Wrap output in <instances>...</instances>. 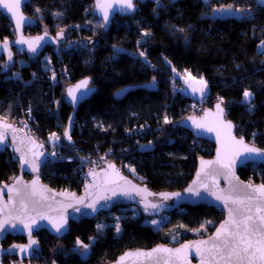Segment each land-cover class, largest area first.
I'll list each match as a JSON object with an SVG mask.
<instances>
[{"label": "trees", "instance_id": "16d2710c", "mask_svg": "<svg viewBox=\"0 0 264 264\" xmlns=\"http://www.w3.org/2000/svg\"><path fill=\"white\" fill-rule=\"evenodd\" d=\"M93 5L94 0H30L22 11L36 24L25 29V35L62 32L63 43L46 47L34 59L16 54V59L28 63L9 66L0 78V117L11 123L30 109V127L37 140L46 142L55 133L62 151L73 158L71 163H45L40 172L45 185L80 194L78 159L106 156L123 174L155 193L183 191L198 160L212 158L215 147L179 127L188 118L185 109L192 100L175 89L179 80L175 73L203 77L209 88L206 108L222 101L236 136L264 148V54L257 51L264 40V9L255 0L208 4L180 0L175 5L170 0L145 1L133 15L116 17L107 31L91 14ZM227 9L243 14L237 17ZM13 38L10 22L0 14V43ZM44 56L52 73L44 70ZM85 78L96 91L79 106L73 144L68 145L63 133L72 108L64 101L65 89ZM152 83L153 90L136 89L122 100L114 98L123 88ZM245 90L252 94L248 101ZM18 175L17 157L6 148L0 153V186ZM237 175L249 184H264V165L250 164ZM165 216L155 228L146 223L150 217L122 205L70 223L62 238L40 231L34 235L40 250L31 263L109 264L126 251L206 238L224 217L205 205L185 206ZM77 240L90 246L87 257L75 249ZM21 242L20 237L8 236L2 246ZM2 263L10 262L3 256Z\"/></svg>", "mask_w": 264, "mask_h": 264}, {"label": "snow or ice", "instance_id": "6c2138e0", "mask_svg": "<svg viewBox=\"0 0 264 264\" xmlns=\"http://www.w3.org/2000/svg\"><path fill=\"white\" fill-rule=\"evenodd\" d=\"M24 2H26V0H0V6L11 14L12 18L15 19L18 28L20 27L21 22L24 21V16L21 11V6ZM113 3L119 6V8L115 10L122 11L123 9H134L133 0H113V2H102V0H97L96 7L100 8L103 12L105 21H107L109 16L108 10L113 9ZM258 4L259 7L264 9V0H258ZM230 7L231 6H229V8ZM39 11L40 10L37 9V12ZM217 11L219 12L223 10L218 9ZM237 11L240 10L237 9ZM54 15L59 16L62 15V13H55ZM241 18L244 17L242 16ZM181 31L183 30L181 29ZM58 36H62V32L58 33ZM43 39L44 37L38 36L33 43L21 38L16 41V43H27L29 51L36 52L37 47L39 46V41ZM8 46V41L5 40L3 48L7 49ZM261 53L264 54V42L261 44ZM140 55L143 56L144 53L141 52ZM9 59H11V53H9ZM173 71H175V69H173ZM188 75L190 79H195L194 77H190V74ZM88 83V80H83L74 88L68 89V95L72 98L74 103L78 99L76 95L77 91L80 89H86ZM198 83L201 87L196 88L192 87V85H189V87H192L194 93L198 91L203 95L207 84L203 79H200ZM251 95L252 94L249 91L245 90L243 93L245 101L250 100ZM216 109L217 117H222L224 109L221 107V104H217ZM191 119L192 124L198 129L205 128L210 132L217 131V140L221 143V148L217 150L216 160H201L200 170L196 174L197 179L193 181V186L199 185V187H203L209 195L222 202L224 207L228 209V219L220 224V226L216 228L215 233L208 239L183 243L180 247L176 248H168L161 245L147 252H127L120 257L119 264H125L126 259L132 257L136 258L139 264H191L189 254L192 251H194L195 255L199 257V264H264V184L253 186L251 184L243 185L240 183L238 178H235V157L227 158L233 145L240 146L236 155H241L243 153L248 154L244 156L243 160H241L242 164L246 163L249 159H252L253 154L255 157H264V149H259L255 147L254 144L250 145L245 143L243 137L237 140L231 133L233 125L230 121L224 122L221 119L220 124L228 130V137L231 144L220 140V132L216 128L201 121H197L195 118ZM164 122L169 123L167 116H165ZM9 130L13 134V140H15V133L19 131V129L13 127L12 124H9L6 118L0 117V146H5ZM64 135L68 137L69 140L71 139L67 130ZM49 139L58 140L59 137L53 133ZM15 150L18 152L20 151L19 148ZM29 151H31V149H29ZM32 155L35 159H28L26 153H21V167L23 168L27 165L32 171L38 172L41 163L39 157L43 154L33 152ZM214 165L227 169V172L224 173L225 178L229 179V177H232L235 178L237 182L232 183L230 180V186L227 190L218 189V182L215 177L221 173L217 168L213 167ZM108 167L113 169L116 179L106 178L104 184H117V187L110 189L104 188V191H111L113 196L117 194L126 197H132L133 194L140 196L141 202H143L146 211L148 209L155 210L161 207L160 204L147 200V197L153 195V193L148 192L146 188L142 189L132 185L131 181L120 175L114 165L109 164ZM132 171L134 172L135 170L132 169ZM89 175L95 176L96 174L94 171H90ZM105 176L108 177L109 174L105 173ZM209 178H211V187L208 183ZM121 181L123 182L122 184L119 183ZM5 187L8 189L9 193V203L0 207V217H2L0 218V233L8 230L5 227L6 225H11L12 228H16L17 224H20L23 228L28 229L29 237H31L33 226L37 225L38 219L48 220V222L52 224V227L55 228L56 232L59 233L67 223L63 211H61L60 216L57 218L59 222H56V220L45 213L44 209L50 208L52 204H59L61 210L73 207V205L63 201H56L55 195L57 194L55 193L49 196L48 193L51 190L46 186H41L38 178L32 180L31 184H25L21 179L17 178L13 185H5ZM92 187L102 186L94 184ZM85 191L87 192L88 189L86 188ZM187 191L196 196L200 195L198 190H194V187H189ZM59 195L65 197L66 200L74 199L77 204H84L85 208H91L93 212L97 211L96 204L101 199H109V197L97 195L91 199L90 203H84L85 197L77 198L75 193L69 194L67 192H62L59 193ZM89 195L91 196L90 193ZM175 195L179 196V193H176ZM162 199L167 200L169 199V196L167 194H162ZM10 204L12 207L8 212V215H3L4 210L9 209ZM76 210L79 211V209ZM152 223L157 224L158 222L153 220ZM206 223H211V221H207ZM100 227L101 226H98V228ZM201 228H203V225H201ZM116 231H120L119 224L116 225ZM173 239H175V236H173ZM35 243V240L30 239L28 247ZM77 244L85 249L89 247V245L82 244L79 240H77ZM19 247H21L22 251L24 250V246Z\"/></svg>", "mask_w": 264, "mask_h": 264}, {"label": "water", "instance_id": "95a60500", "mask_svg": "<svg viewBox=\"0 0 264 264\" xmlns=\"http://www.w3.org/2000/svg\"><path fill=\"white\" fill-rule=\"evenodd\" d=\"M29 1L30 0H26V2L22 3L21 11L23 9V6L27 3H29ZM145 1H152V0H133L134 9H132V10L123 9L122 11L115 10V9L119 8V6L115 3H113V9L108 10L109 16H108L107 21H105L103 12L100 10V8L96 7L97 0H94V5H93V8L91 10V14L93 16L97 17L103 23L104 30L107 31L110 27L111 22L116 17H126V16L133 15L137 11L139 4H141ZM170 1H171V4H173V5L180 2V0H170ZM200 1L203 4H208V3H210V1H220V0H207V2H206V0H200ZM102 2H113V0H102ZM255 2L259 6L258 0H255ZM259 8H261V7H259ZM0 14L5 16L7 18V20L10 22L12 29H13V33H14V38L7 40L8 45H9L7 49L3 48L4 41L0 43V57L3 56L5 59V64L0 71V78L4 73L7 72L9 66L12 65L14 53H16L18 55H26L28 58L34 59V58L39 57L43 53V51L46 47H51V48L57 47L63 43L64 37H63V35L58 36V33L56 35H51L50 33H46V32L39 34V35H36V36L25 35V33H24L25 29L33 27L36 24V22L33 18L26 16L23 13V11H22V14L24 16V21L21 22V25L19 28L17 27L15 19L12 18L11 14L8 13L6 9H3L2 6H0ZM38 36L44 37V39L39 41V46L37 47L36 52L29 51V47H28L27 43H16V41L20 40L21 38L26 40V41H30V42L34 43L35 38ZM9 53H11V59H9ZM83 80H88V82H89L88 86L86 89H80L77 91L76 95H77L78 99L74 103L72 101V98L68 95V89L74 88L77 84H79ZM83 80H80L74 84H71L65 89L64 101L67 105H69L72 108V112H71L70 117L67 121L64 133L67 130L70 137L72 136L75 118H76V114H77L79 106L83 102L88 100L96 91L95 87L92 86L91 80L89 78H85ZM136 89L153 90V83L123 88L120 91H118L117 93H115L114 98L116 100H122L124 97H126V95L130 91L136 90ZM217 104H221V107L224 109V114L220 118L217 117V109H216ZM226 117H227L226 116V109L223 107L221 102H217L214 104V106L212 108L204 109V112L200 117H196V116L188 117V118L182 120L181 123L179 124L180 128H183L186 131H188L189 133H191L196 139L207 140L209 143H212L215 147L214 156L212 158H205V159L198 160L197 169L193 175V178L189 182V184L184 188L183 191L155 193V192L151 191L149 188H147L146 185H142L140 183H137L136 181H134L133 179H131L127 175L123 174L119 169H117L115 167V169L119 171L121 176H123L127 180L131 181L132 185H135L136 187L142 188V189L146 188L148 192L153 193V195L147 197V200L150 202H153V203H158L161 205V207L158 209H155V210L148 209L147 211L144 208L143 202H141L140 196H136L135 194H133L132 197H126V196H122L119 194L113 196L111 191H104L103 190L104 188L110 189V188H116L117 187V184H112V183H108L107 185L104 184V181L106 178L116 179V177L113 173V169L108 167V165L111 163H107L105 165V167L97 168L96 171L93 170L94 173L96 174L95 176L89 175V174L87 175V177L89 179V183H87V185L85 187V189L86 188L88 189L87 192L84 189L83 192H81L80 194H77V193L71 192V191L55 190V189L48 187L47 185H45L41 181V178H40L41 169H42L43 165L45 164V157L43 155H41L39 157V160L41 161V163L39 165V171L38 172L32 171V169L29 168L27 165H25L23 168L21 167V161H20L21 153H26L28 159H35V157L32 155L33 152H39V153L44 154L42 151V147H41L40 143L37 141H31L27 137L25 138L20 130L15 133L16 139L13 140V134L9 130V133L6 137L5 146H0V153L3 152L6 148H9L12 151V153L15 154V156L17 157L18 163H19V175L17 177H15L8 184H3L0 186V207H2L6 203H9V201H8L9 193H8V189L5 187V185H8V186L13 185L17 178L21 179L25 184H31L32 180L38 178L39 184L41 186H46L48 189L51 190L48 193L49 196H51L53 193H55V194H57V195H55L56 201H63L65 203H71L73 205V207H68L66 209L61 210L59 204H52V206L50 208L44 209L45 213L49 217L56 220V222H59V220L57 218L60 216L61 211H63L64 217L67 219V223L64 225V227L61 229V231L59 233L56 232L55 228L52 227V224H50L48 222V220H39L38 219L37 225L33 226V231H32L31 237H29L28 229L23 228V226L20 224H17L16 228H12L11 225H6L5 227L8 230L3 232V233H0V264H3L2 263V257L3 256H15L18 260V263H16V264H32L30 262L31 257L34 255L35 252H38L40 250V244L38 243L37 239L34 236L36 233H38L40 231H45L46 233H48L51 236H54L56 238H62L64 235H66V233H68L70 223H78L82 220L93 219L101 212H109L113 208L119 207L122 205L132 206L150 218L151 217H159V216H163V215H169L172 212H174L175 210H178V209L183 208L185 206L196 207L198 205H205V206H209V207L215 209L218 213L220 212L224 215L223 221H221L219 223V225L216 227V228H218L220 226V224H222L226 219H228V209L224 207L222 202L216 200L213 196L209 195L208 192L203 187H199V185L193 186V181H195L197 179L196 174L200 170L201 160H204V161L216 160L217 150L221 148V143L218 142V140H217V131H211L210 132V131H207L205 128H199L198 129L192 124L191 118H195L197 121H201L203 123H206L209 126L216 128L220 132V140L223 142H227V143L231 144V141L228 137V130L225 129L220 124L221 119L224 122L230 121ZM8 123L12 124L13 127L18 129V127L15 124L10 123V122H8ZM232 125H233V123H232ZM64 133H63L64 142L68 145H72L73 144L72 137L69 140L68 137H66L64 135ZM231 133L233 136H235V138L237 140L240 139V137L236 136V133L234 131V125H233V128L231 129ZM245 143H247V142H245ZM17 148L20 149L19 152L15 150ZM239 148H240V146L233 145L231 150L228 153L227 158L235 157V160H236V163L234 166L235 178H238V181L240 183H242L243 185H247L249 183L243 181L237 175V172L241 168H245L247 166H250V164H259V165L263 164L264 165V157H255L253 154L252 159H249L246 163L242 164L241 160H243L244 156L248 155V154L243 153L241 155H236V152H237V150H239ZM29 149H31V151H29ZM260 149H264V148H260ZM213 167L217 168L218 171L221 173L220 175L215 177L216 181L218 182V189L227 190L230 186V183H229L230 180L232 183L237 182V180L235 178H232V177H229V179L225 178L224 173L227 172V169L220 168L218 165H214ZM105 173H108L109 176L106 177ZM24 174L29 175L30 179L25 180L23 178ZM119 183L122 184L123 182L121 181ZM208 183H209V186L211 187V178H209ZM94 184L95 185H101L102 187H92V185H94ZM251 185H253V184H251ZM253 186H259V185H253ZM189 187H194V190H198L200 195L196 196V195H193L191 192H188L187 189ZM62 192H67L69 194L75 193V196L77 198L85 197L84 203H90L91 199L97 195L106 196V197H109V199H101L96 204L97 211L93 212V210L91 208H85L84 204H77L74 199L73 200H66L65 197L59 195V193H62ZM89 193L91 194V196L89 195ZM176 193H179V196H176L175 195ZM162 194H167L169 196V199H167V200L162 199ZM11 207L12 206L10 204L9 209H5L3 215H5V216L8 215V212L11 210ZM76 209H79V211H77ZM0 218H2V217H0ZM216 228L213 230L212 234L206 238H198V239L190 240V241H187L184 243L208 239L210 236H212L215 233ZM8 236L20 237L23 239V242L22 243H14V244H11L10 246L3 247L2 243L5 241V239ZM30 239L35 240L36 243L32 244L30 247H28V245L30 243ZM181 244H183V243H181ZM180 245H177L175 247H171V246H167V245H163V246L168 247V248H176V247H180ZM19 246H24V250L22 251L21 247H19ZM158 246H161V245H158ZM158 246H156V247H158ZM156 247H153V248H156ZM153 248L147 249V250L137 249V250L126 251L123 254H121L120 256H118L113 262H111L109 264H119L120 257L123 256L127 252H136V251L147 252V251L152 250ZM189 260H190L191 264H199V257H197L195 255L194 251H192L189 254ZM125 264H139V262L136 260V258L132 257V258H127L125 261Z\"/></svg>", "mask_w": 264, "mask_h": 264}, {"label": "built area", "instance_id": "2783aa9c", "mask_svg": "<svg viewBox=\"0 0 264 264\" xmlns=\"http://www.w3.org/2000/svg\"><path fill=\"white\" fill-rule=\"evenodd\" d=\"M184 74V73H182ZM193 101V99H192ZM204 103V102H203ZM194 102L190 103L185 111L187 112L188 117L196 116L200 117L203 114V110H197L196 107L193 106ZM200 108V107H199ZM33 120V115L30 109H26L23 113H21V116L16 121H12L11 123L15 124L18 129L21 131V133L24 135V137L29 138L31 141H37L40 143L43 151V156L45 157V163H49L52 165L60 164L62 162L71 163L73 162V158L68 156L66 152L62 151L63 144L58 139L48 140L46 142L38 141L37 138L33 135L31 131L30 124ZM26 124V126H25ZM158 129V128H156ZM54 153V154H53ZM78 166V179L80 181V193L84 191L87 183H89V179L87 175L90 171H96L99 167H105L107 163L109 162L108 158L106 156H99L97 158H88V159H78L77 161ZM113 164L117 169L121 171L119 167H117L114 163Z\"/></svg>", "mask_w": 264, "mask_h": 264}, {"label": "rangeland", "instance_id": "374dc122", "mask_svg": "<svg viewBox=\"0 0 264 264\" xmlns=\"http://www.w3.org/2000/svg\"><path fill=\"white\" fill-rule=\"evenodd\" d=\"M227 12H230L231 14H234L237 17H239V16H241L243 14L242 12H239L237 10L233 11V10H230V9H227ZM262 42H264V40ZM262 42L257 47V51H259V52H261V44H262ZM74 44H76V43H74ZM74 44L71 43L70 46H72ZM27 63L28 62H27V60L25 58H20V59H16L15 58L12 65L13 66L15 65L17 68H20V67L26 65ZM42 63L44 64V70L49 71V73H52V69L50 67V61H49L47 56H44L42 58ZM188 74H190V77H194L195 79H190ZM14 77H17L16 73H14ZM175 77L179 79L177 82L176 81L174 82L176 90H178L180 92V89H182L183 92L186 93V95H188V94L191 95L192 94L191 95L192 98L190 97L189 99L190 100L193 99V101H192V102H194L193 106L196 107V108L198 107L197 110L198 109L199 110L208 109V108H206L205 96H207L209 88L206 87L203 95L200 92H198V91L195 92V93L192 91V87H196V88L201 87V85L198 83V81L200 79H203L206 82V80L203 77L199 78V77L193 75L192 73H184V74L181 73L179 75L177 73H175ZM189 85H192V87H189ZM169 130H170V127H165V131H169ZM165 219H166L165 215L159 216V217H151V218H147L146 219V223L154 226L155 228H158ZM153 220L157 221L158 223L157 224H153L152 223ZM89 248H90V246L87 249H85V248L81 247L78 244L75 247V249L77 251H79L80 255L83 258L87 257V255L89 253Z\"/></svg>", "mask_w": 264, "mask_h": 264}, {"label": "flooded vegetation", "instance_id": "af4514ba", "mask_svg": "<svg viewBox=\"0 0 264 264\" xmlns=\"http://www.w3.org/2000/svg\"><path fill=\"white\" fill-rule=\"evenodd\" d=\"M15 55H16V53H14V56H13V59L15 58ZM1 60H4V63L2 64V63H0V67L2 68L3 66H4V64H5V59H4V57L3 56H1L0 57V61ZM212 234V233H211ZM210 234V235H211ZM209 236V235H208ZM22 243V242H21ZM14 244V243H13ZM5 257H7L8 258V260H9V264H16V263H18V260H17V258L15 257V256H5ZM33 257V256H32ZM32 257H31V259H32ZM14 258H16V259H14ZM31 259H30V262H31Z\"/></svg>", "mask_w": 264, "mask_h": 264}, {"label": "crops", "instance_id": "0c3cea01", "mask_svg": "<svg viewBox=\"0 0 264 264\" xmlns=\"http://www.w3.org/2000/svg\"><path fill=\"white\" fill-rule=\"evenodd\" d=\"M180 92H181L182 94H184L186 97H188V98L191 97V98H192V96H191L192 94H191V95H190V94L186 95V93H184L182 89H180Z\"/></svg>", "mask_w": 264, "mask_h": 264}]
</instances>
